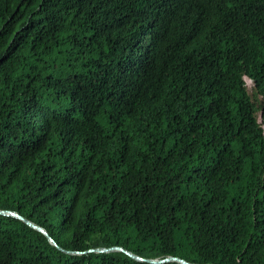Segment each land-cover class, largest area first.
<instances>
[{
	"label": "trees",
	"instance_id": "16d2710c",
	"mask_svg": "<svg viewBox=\"0 0 264 264\" xmlns=\"http://www.w3.org/2000/svg\"><path fill=\"white\" fill-rule=\"evenodd\" d=\"M0 209L61 247L0 264H264V0H0Z\"/></svg>",
	"mask_w": 264,
	"mask_h": 264
},
{
	"label": "water",
	"instance_id": "95a60500",
	"mask_svg": "<svg viewBox=\"0 0 264 264\" xmlns=\"http://www.w3.org/2000/svg\"><path fill=\"white\" fill-rule=\"evenodd\" d=\"M0 215H5V216H15L17 218L22 219L23 221H25L27 224H29L30 226H32L33 228L41 231L43 234H45L48 239L57 247L61 248L57 241L50 235V233L48 232V230L46 228H44L43 226L33 222L32 220L24 217L23 215H21L19 212L14 211V210H1L0 209ZM90 251H97V252H109V251H122L124 253H126L127 255L131 256L132 258L136 259V260H140V261H146L149 263H153V264H164V263H168V262H179L182 264H202V263H195V262H190L184 258H181L179 256H174V255H168L166 257L163 258H148V257H143L139 254L134 253L133 251L125 248L124 246H120V245H113L110 247H105V246H101V247H97V248H91L88 249L86 251H68L67 252H71V253H84V252H90ZM205 264H213V263H205Z\"/></svg>",
	"mask_w": 264,
	"mask_h": 264
},
{
	"label": "rangeland",
	"instance_id": "374dc122",
	"mask_svg": "<svg viewBox=\"0 0 264 264\" xmlns=\"http://www.w3.org/2000/svg\"><path fill=\"white\" fill-rule=\"evenodd\" d=\"M249 86V88L251 89L252 88V83H249L247 84Z\"/></svg>",
	"mask_w": 264,
	"mask_h": 264
},
{
	"label": "clouds",
	"instance_id": "9594fccd",
	"mask_svg": "<svg viewBox=\"0 0 264 264\" xmlns=\"http://www.w3.org/2000/svg\"><path fill=\"white\" fill-rule=\"evenodd\" d=\"M248 83V82H247Z\"/></svg>",
	"mask_w": 264,
	"mask_h": 264
}]
</instances>
